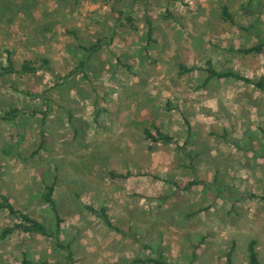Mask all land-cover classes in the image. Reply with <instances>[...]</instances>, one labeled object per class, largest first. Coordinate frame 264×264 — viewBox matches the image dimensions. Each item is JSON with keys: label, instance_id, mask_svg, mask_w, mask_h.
Returning <instances> with one entry per match:
<instances>
[{"label": "rangeland", "instance_id": "1", "mask_svg": "<svg viewBox=\"0 0 264 264\" xmlns=\"http://www.w3.org/2000/svg\"><path fill=\"white\" fill-rule=\"evenodd\" d=\"M225 1L235 24L221 19ZM11 3L0 14V62L11 48L19 64L27 58L50 63L34 76H0V106L38 109L0 123V190L53 226L42 195L55 181L61 238L71 243L74 264H140L134 260L157 250L178 263L225 264L233 239L235 264H249L253 238L264 264V203L252 196L264 194V93L234 79L202 88L203 73L177 74L180 61L203 66L210 58L246 76L264 75V52L231 49L264 37V0H149L158 26L150 55L143 48L145 5L135 0H121L119 8L136 18V30L118 28L109 0ZM57 9L56 18L61 22L67 12L64 26H76L84 43L106 37L84 73L85 52L70 34L36 36ZM167 10L175 16L169 23ZM153 122L176 142L147 141L143 129ZM190 150L199 152L196 162ZM111 170L142 175L112 179ZM194 179L199 183L186 189ZM89 206L105 207L121 231ZM8 222L0 212V230ZM24 253L38 261L66 258L54 237L15 232L0 238V264H22Z\"/></svg>", "mask_w": 264, "mask_h": 264}, {"label": "trees", "instance_id": "2", "mask_svg": "<svg viewBox=\"0 0 264 264\" xmlns=\"http://www.w3.org/2000/svg\"><path fill=\"white\" fill-rule=\"evenodd\" d=\"M111 2L110 4V10L111 12L116 11L117 12V18L116 23L119 27L125 28L130 27L132 29L138 28V21L136 18L130 14L128 9H120L119 6L121 5V0H109ZM251 1V0H250ZM142 3L145 5L144 10V17H145V23H146V43L143 47L148 55H150V47L157 43V39L155 38L157 25L152 18L150 12H149V0H135V3ZM24 2H21L17 5H24ZM11 6H13V3H11V0H0V14L3 12L1 9L10 10ZM250 7V4L248 5ZM122 7V6H120ZM230 4L228 1H225L223 4L220 5V8L218 10L221 11L222 20L225 23L235 24L236 19L234 17V14L231 11ZM251 8V7H250ZM60 9H57L47 16H51L49 20L46 22H41L40 27H36V36L37 38L41 35H46L48 32H52L53 34H56L57 31H60V34L63 32H67L68 34L73 37L74 40H76L77 44L76 47L79 50H82L85 52V57L79 61V68L84 73L85 69L87 68V63L92 57L95 55L96 52L101 50L103 46L105 45L106 37H99L96 42L93 44H86L81 39V36L79 35V30L75 26L74 28H67L64 26L65 23H67V12L65 14L61 15V22L58 20L55 16L56 13L59 12ZM246 13H250V9L247 7L244 9ZM29 15V14H28ZM166 23H169L170 21H173L175 19V16L173 13L169 10H167ZM48 33V34H50ZM259 41L257 44H254L252 46H244L239 47L238 49H233L238 53H241L243 55H257L262 54L264 52V37L259 36ZM109 42H106L108 44ZM6 63L3 64L0 62V76H6V75H19V76H34L39 71L48 68V65L50 63L49 59L43 58L42 63L40 64L37 59L33 58H27L23 59V61L19 64L15 58V50H12L11 48H8L6 50ZM201 72L203 73L204 80L202 84L200 85L202 88L207 87L210 83L213 81H219V80H228V79H234V80H240L245 82L246 84L252 85L255 88H257L259 91L264 93V75H261L257 78H253L250 76H246L242 74L239 71L234 70L231 67H227L225 65L218 67L212 59H207L205 62V65L199 66V65H191L184 61H180L178 63V71L177 74L179 76H184L190 73H196ZM38 113V109H32L28 104L23 105H13V106H0V123H9L16 121L21 116H35V114ZM44 113V112H43ZM45 116L43 118V125L46 123L47 119V112L44 113ZM144 137L147 141L157 144V143H163V144H170L173 142H176V139L173 135L166 132L162 125L157 124L156 122H153L151 126L144 127L143 129ZM189 144V139L185 142V145L187 146ZM44 148V139L40 142L36 150L34 151V155H37L40 153V151ZM189 157H191V160L193 162H196V160L200 157L199 152H196L195 150H190L188 152ZM191 167L194 168V171L196 170L194 167V163L190 164ZM142 175V172H133L128 171L127 173H119L115 170L110 171V176L112 179L117 178H130L132 176H139ZM2 176L1 167H0V178ZM199 181L194 179L192 180L187 186L186 189H189L195 184H198ZM55 190H56V182L53 181L51 184H47L45 186L44 193L42 195L43 201L48 204L51 208V211L54 215V225L51 226L47 224L46 222L38 219L35 217L30 211L26 210L25 208L17 206V204L14 203V201L11 199V197L2 192L0 190V212H4L6 216L9 218V222L5 224L1 230H0V238L4 239L7 237L12 236L15 232H21L25 235H40L43 237H54L56 239V244L58 248L62 249L63 251H66V258L65 261H55L51 262L48 260L38 261L31 259L27 253H24V257L22 259V264H74L75 259V252L72 248L71 243H65L62 238V223L64 221L61 210L57 204V201L55 199ZM253 197H258L263 203H264V194H258L255 193L252 194ZM93 213L98 214L105 223L117 230L121 231V229L114 224L112 219L110 218L107 209L105 207H101L100 209L94 208L93 206L88 207ZM201 211V210H200ZM257 239L253 238L249 241V244L247 246V252H248V261L249 264H263L260 259V253L257 249ZM200 245H197V248H199ZM237 247V241L232 240L230 243L226 254V263L225 264H235L234 262V254ZM196 258H193L187 263H178L171 258H169L163 250H157L154 252L152 256L142 257L135 259V263L140 264H195Z\"/></svg>", "mask_w": 264, "mask_h": 264}]
</instances>
